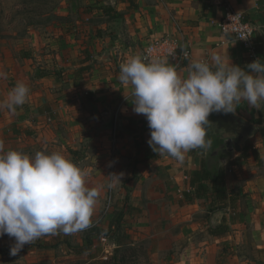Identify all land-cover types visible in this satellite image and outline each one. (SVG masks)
Masks as SVG:
<instances>
[{
  "label": "crops",
  "instance_id": "0c3cea01",
  "mask_svg": "<svg viewBox=\"0 0 264 264\" xmlns=\"http://www.w3.org/2000/svg\"><path fill=\"white\" fill-rule=\"evenodd\" d=\"M70 1L73 5L60 7L54 28H28L18 40L0 36V72L7 74L0 79V100L17 82L30 89L27 102L14 113L0 111L4 150L34 155L67 134L74 138L82 131L88 137L103 128L112 138L111 173H123L122 178L130 174L134 183L125 190L133 196L130 210L137 227L128 246L141 243L150 264H264V101L259 109L246 100L236 105L233 114L254 132L241 144V152L220 158L227 192L236 201L211 213L207 200L181 203L184 192L191 191L190 174L201 168L209 149L185 153L182 162L163 157L139 163L133 173L134 161L145 154L137 151L131 122L147 119L133 111L131 85L118 80L123 62L163 37L178 38L191 48L189 61L169 62L183 69L182 76L191 60L213 54L246 67L256 60L257 50L264 54V0H101L98 27L94 11L82 6L91 0ZM227 4L257 27L253 52L216 25ZM110 121L113 129L107 128ZM210 126L213 135L222 136L214 121ZM211 134L207 129L206 139L211 141ZM247 146L249 157L242 159ZM86 159L94 160V154ZM14 243L7 234L0 237V264H37L39 248L46 249L28 246L13 256Z\"/></svg>",
  "mask_w": 264,
  "mask_h": 264
},
{
  "label": "clouds",
  "instance_id": "9594fccd",
  "mask_svg": "<svg viewBox=\"0 0 264 264\" xmlns=\"http://www.w3.org/2000/svg\"><path fill=\"white\" fill-rule=\"evenodd\" d=\"M181 71L167 59L137 54L120 65L118 80L132 87L133 111L148 121L152 151L182 162L185 153L211 146L206 139L210 114L234 113L242 100L259 109L264 101V61L258 58L242 68L213 54L191 60L186 76ZM6 78L0 72V79ZM29 94V87L17 82L0 100V111L14 113ZM87 176L62 151H5L0 141V237L15 239L11 255L45 235H71L91 227L104 185L88 187ZM122 176L107 175V188L115 189Z\"/></svg>",
  "mask_w": 264,
  "mask_h": 264
},
{
  "label": "rangeland",
  "instance_id": "374dc122",
  "mask_svg": "<svg viewBox=\"0 0 264 264\" xmlns=\"http://www.w3.org/2000/svg\"><path fill=\"white\" fill-rule=\"evenodd\" d=\"M73 3L70 0H0V36H13L18 40L25 32H28V28H40L42 25H46L45 28H54V23L60 22L61 17L58 13H60L59 9L62 4L67 6L73 5ZM101 4V0H91L90 3L87 2L82 5L94 11V22L97 27L101 24L100 10L103 8ZM68 8L71 9L69 6ZM111 139V136L99 127L95 128L92 135L88 137L82 131L78 132L74 138L68 137L67 134L64 138L58 139L57 143H52V147L47 148L49 152L62 151L79 167L87 171L88 187L104 185V189L96 205L91 227L71 235H64L63 233L45 235L32 244H25L22 249L28 246L50 247L39 248L42 250V255L37 264H101L110 262L116 255L118 244L122 245L121 252L118 253L119 259L123 253H128L127 264H150L147 250L141 243H138L136 247L128 246V241L137 231L130 210L133 196L131 193L126 196L125 193L128 185L134 184L128 180L130 174L122 178V182L115 189L107 188L109 183L107 175L111 174L114 166ZM208 149L210 163L219 162L221 160L218 158L219 155L212 152L211 146ZM92 154H94V160H87L86 158ZM140 173L141 169L138 171V175ZM204 215V212L199 213V217ZM211 216L209 215V217ZM87 237L93 242L90 251L81 255L68 254L72 248L83 246ZM103 239L106 241L104 242ZM131 254H134L133 257Z\"/></svg>",
  "mask_w": 264,
  "mask_h": 264
},
{
  "label": "trees",
  "instance_id": "16d2710c",
  "mask_svg": "<svg viewBox=\"0 0 264 264\" xmlns=\"http://www.w3.org/2000/svg\"><path fill=\"white\" fill-rule=\"evenodd\" d=\"M256 51V50H255ZM264 61V54L262 53V49L257 50V58ZM264 107V105H263ZM209 120L211 122L214 121V116L210 115ZM131 126L134 127L133 130L130 129L131 132L136 134L135 137V145L137 148V151L139 153L145 154V158L143 160L136 159L134 161L133 167V173L136 174L137 172V165L139 163H151L153 161H157L163 157H169L167 155L165 156H159L158 154L154 153L151 149V147L148 144V140L150 139V129L148 127V121L147 120H141L138 122H131ZM208 130H211L212 128L209 125ZM222 145H223V139L220 138L218 135H213V132L211 134V147L212 152H218L219 157H226L222 153ZM200 153L204 154L206 151L198 149ZM249 151L250 147L247 146L243 149L242 152V159H246L249 157ZM194 153V150L191 151V154ZM255 157H257L255 155ZM171 158V157H169ZM189 185L191 188V191L184 192V200L181 203H194L196 200H207L209 201V212H214L217 210H220L222 208L226 207L227 202L229 201L231 203V206H234V202L236 201L235 198H231V196L228 194L226 185H225V168L220 165L218 161H215L214 164H211L209 161V158H202L201 161V168L195 172H192L189 176ZM211 233L216 234V231L211 230ZM93 242L90 240V238H85L84 245L79 248H72L71 252L75 255H81L84 254L92 249ZM45 248H50L49 246H44ZM122 245L118 244V249L116 252V255L111 259L110 262H105L101 264H127L128 263V253H123L120 256V259L118 258V253L121 252ZM132 251H134L132 249ZM134 255V254H133ZM131 254V256L133 257ZM130 256V257H131ZM131 257V259H132Z\"/></svg>",
  "mask_w": 264,
  "mask_h": 264
},
{
  "label": "built area",
  "instance_id": "2783aa9c",
  "mask_svg": "<svg viewBox=\"0 0 264 264\" xmlns=\"http://www.w3.org/2000/svg\"><path fill=\"white\" fill-rule=\"evenodd\" d=\"M216 25L227 38L242 43L246 49L253 52L257 27L249 22L244 14L227 4L225 16ZM142 55L149 58L167 59L169 62L180 65L191 59L192 52L190 46L180 39L163 37L149 43L143 50ZM103 241L105 242L106 239H103Z\"/></svg>",
  "mask_w": 264,
  "mask_h": 264
},
{
  "label": "water",
  "instance_id": "95a60500",
  "mask_svg": "<svg viewBox=\"0 0 264 264\" xmlns=\"http://www.w3.org/2000/svg\"><path fill=\"white\" fill-rule=\"evenodd\" d=\"M214 122L219 131L223 132L222 153L228 155L242 151V143L254 132V127L237 118L233 113L213 112ZM108 129L114 128V122L110 121ZM213 132V131H212ZM219 136V135H218ZM217 155L218 153L215 152Z\"/></svg>",
  "mask_w": 264,
  "mask_h": 264
}]
</instances>
